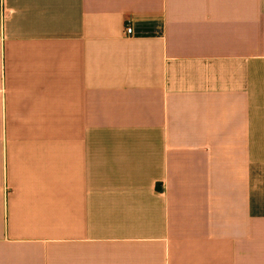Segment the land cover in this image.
<instances>
[{
    "label": "crops",
    "instance_id": "crops-1",
    "mask_svg": "<svg viewBox=\"0 0 264 264\" xmlns=\"http://www.w3.org/2000/svg\"><path fill=\"white\" fill-rule=\"evenodd\" d=\"M0 264H264V0H0Z\"/></svg>",
    "mask_w": 264,
    "mask_h": 264
},
{
    "label": "built area",
    "instance_id": "built-area-1",
    "mask_svg": "<svg viewBox=\"0 0 264 264\" xmlns=\"http://www.w3.org/2000/svg\"><path fill=\"white\" fill-rule=\"evenodd\" d=\"M125 33H126L127 35H131V34H132V28H131L130 26H127V27L125 28Z\"/></svg>",
    "mask_w": 264,
    "mask_h": 264
}]
</instances>
